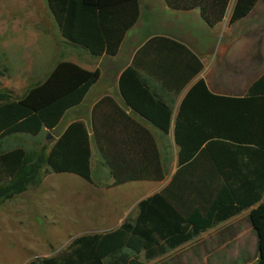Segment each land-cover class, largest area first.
<instances>
[{
  "label": "trees",
  "instance_id": "trees-1",
  "mask_svg": "<svg viewBox=\"0 0 264 264\" xmlns=\"http://www.w3.org/2000/svg\"><path fill=\"white\" fill-rule=\"evenodd\" d=\"M46 1L61 35L93 57L104 53L114 56L126 32L139 17L138 0ZM163 1L174 11L198 9L206 25L214 27L225 18L231 0ZM257 2L235 0L228 24L245 18ZM155 40L169 43L191 55L197 63L193 74L201 70L199 60L183 45L166 38ZM132 71L127 69L122 77ZM98 77V69L89 71L73 62L60 61L42 82L29 88L20 98L13 99L10 92L0 90V204L29 188L38 187L47 174H74L92 184L89 137L82 123L71 124L49 150L47 145H43L37 151L27 152L19 146L5 149L4 144L16 135L36 137L44 129L56 128L63 114L82 102ZM197 91L208 93L201 80L189 93ZM211 97L221 99V104L216 103L213 107L224 110L220 117L225 126L209 134L199 133L193 141H190L192 138L183 139L181 133L174 132L175 143L180 148V170L169 186L179 182V173H192L183 187L193 196V202L199 205L208 203L212 213L217 211L212 215V221L225 220L253 207L249 220L257 236L258 257L255 264H264V76L249 88L246 98ZM106 103L107 99L103 98L94 106L92 127L101 164L109 170L112 179L110 187L135 181L163 180V167L152 135L125 117L136 129L116 137L113 123L117 118L112 109L111 116H107ZM132 106L152 123L167 127L166 121L159 123L139 107ZM196 136L199 138L196 139ZM214 138L226 141L221 144L227 149L218 152L228 157L201 159L204 153L211 152L218 144ZM231 143L254 147L232 148ZM185 144L192 145V148L187 145L189 154L181 159ZM237 153L253 155L254 159L233 158ZM156 199L162 201L159 195H154L140 202V212L134 221L126 220L113 231L79 235L57 254L34 258L26 264H126L129 254L138 255L142 250L149 258L154 254L151 249L153 235L163 236L162 229L151 221L156 215L150 217L144 212L146 205ZM186 238L183 236L180 240Z\"/></svg>",
  "mask_w": 264,
  "mask_h": 264
},
{
  "label": "crops",
  "instance_id": "crops-1",
  "mask_svg": "<svg viewBox=\"0 0 264 264\" xmlns=\"http://www.w3.org/2000/svg\"><path fill=\"white\" fill-rule=\"evenodd\" d=\"M234 2L230 1L223 21L209 27L200 17L198 9L174 11L163 0H138V20L126 32L114 56L104 53L93 57L80 47L83 59L90 60V64L78 61L73 63L89 71L98 69V80L89 88L80 104L63 114L56 128L44 129L49 150L71 124L82 123L89 137L92 177L97 161L107 171L109 192L122 196V199L116 197L110 202L112 213L109 216L89 220L93 227L91 233H103L96 232L95 228L98 227H109L104 232L113 231L126 220L134 221L140 212V202L154 195L160 196L162 201L156 199L149 202L144 212L150 217L156 215L151 221L162 229L163 236L153 235L151 249L154 254L151 257L146 258L142 250L138 255L129 254V262L126 264L256 263L257 236L249 220L253 207L225 220L212 221L211 217L217 211L212 213L208 203L199 205L193 202V196L183 187L189 182L192 173H179V182L173 187L169 186L180 170V148L175 143L174 132L179 135L181 133L183 139L192 138L190 141H193L199 133L209 134L215 129L220 131L225 126L220 117L224 110L213 107L216 103L220 105L221 99H212L211 95L219 98H246L249 88L264 76V0H258L245 18L229 25ZM248 17L252 19L245 22ZM224 31L226 34H223ZM156 38H166L183 45L199 60L201 70L193 74L197 63L191 55L169 43L154 41ZM218 39H224L225 43H218ZM141 49L145 50L139 52ZM127 69L133 70L132 73L122 77ZM200 80L208 93L197 91L190 94V90ZM103 98L107 99V116H111L112 109L117 118L113 123L116 137L136 129L125 117L152 135L163 167V180L135 181L110 187L112 179L109 170L101 164L102 158L92 127V110ZM132 104L153 116L159 123L166 121L167 127L162 128L144 118ZM214 139L218 144L213 146L211 152L204 153L201 159L228 157L218 152L227 149L221 144L226 141ZM187 145L181 159L189 154ZM192 145H188L190 149ZM205 145L201 148L204 149ZM231 145L232 148L254 147L244 143ZM233 158L254 159V156L237 153ZM68 175L70 178H78L74 174ZM121 189L124 191L116 192ZM42 218L46 220V217ZM75 219L79 218L75 216ZM183 236L188 238L180 240Z\"/></svg>",
  "mask_w": 264,
  "mask_h": 264
},
{
  "label": "rangeland",
  "instance_id": "rangeland-1",
  "mask_svg": "<svg viewBox=\"0 0 264 264\" xmlns=\"http://www.w3.org/2000/svg\"><path fill=\"white\" fill-rule=\"evenodd\" d=\"M78 47L61 35L44 0H0V90L10 92L13 99L42 82L57 62L90 64ZM45 138L44 130L36 137L16 135L4 148L37 151L48 144ZM108 187L107 171L96 161L92 184L68 174H47L38 187L0 204V264H26L52 256L73 238L90 234L89 220L109 216L110 202L122 199ZM120 191L124 189L116 192ZM95 230L104 232L109 227Z\"/></svg>",
  "mask_w": 264,
  "mask_h": 264
}]
</instances>
